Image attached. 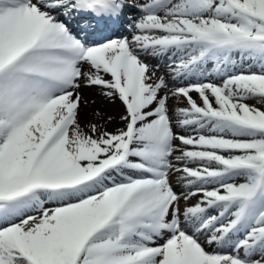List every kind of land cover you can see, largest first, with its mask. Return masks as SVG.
Wrapping results in <instances>:
<instances>
[{
	"label": "snow or ice",
	"instance_id": "snow-or-ice-1",
	"mask_svg": "<svg viewBox=\"0 0 264 264\" xmlns=\"http://www.w3.org/2000/svg\"><path fill=\"white\" fill-rule=\"evenodd\" d=\"M0 264H264V0H0Z\"/></svg>",
	"mask_w": 264,
	"mask_h": 264
},
{
	"label": "bare ground",
	"instance_id": "bare-ground-1",
	"mask_svg": "<svg viewBox=\"0 0 264 264\" xmlns=\"http://www.w3.org/2000/svg\"><path fill=\"white\" fill-rule=\"evenodd\" d=\"M129 35V34H128ZM157 61H153V63H156ZM89 92V90H88ZM87 95V93H86ZM85 101L86 103L82 106L81 109V118L82 116H93L94 120L96 119V121H98L99 119L101 120V123H104V120H102L100 117L95 116L94 113L99 112L101 113V115L103 117H107V116H112L114 118H116L118 120V117L122 111L121 105L119 104V102H116L115 104L111 103V102H103L102 104H100V106H95L94 105V99L91 97H87L85 96ZM100 103H101V98H98ZM96 100V99H95ZM82 122H84L82 120ZM109 130H112L116 124L115 123H109L108 125Z\"/></svg>",
	"mask_w": 264,
	"mask_h": 264
},
{
	"label": "rangeland",
	"instance_id": "rangeland-1",
	"mask_svg": "<svg viewBox=\"0 0 264 264\" xmlns=\"http://www.w3.org/2000/svg\"><path fill=\"white\" fill-rule=\"evenodd\" d=\"M123 34L128 35L129 33L126 32V31H123ZM160 74H163V73L161 72ZM88 90H89V92H88ZM86 93H87V95H86ZM83 95H84V97L85 96H87V97L89 96V97L93 98L94 99V105L97 106V107L100 106V104H102L104 101L107 102V103L109 102L108 100H106L105 98L100 96L99 89H85ZM98 98L102 99L101 103H100ZM93 118H94L93 116H82L81 120H83L84 122L96 121V119L94 120ZM98 121L100 122L101 120L99 119Z\"/></svg>",
	"mask_w": 264,
	"mask_h": 264
}]
</instances>
